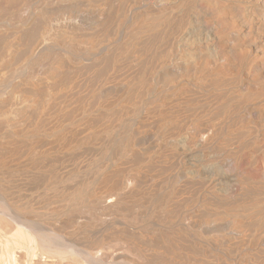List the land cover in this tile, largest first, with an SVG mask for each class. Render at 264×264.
<instances>
[{"label":"bare ground","instance_id":"1","mask_svg":"<svg viewBox=\"0 0 264 264\" xmlns=\"http://www.w3.org/2000/svg\"><path fill=\"white\" fill-rule=\"evenodd\" d=\"M227 1L0 0V264H214V260L206 261L203 258H195L193 256V254L202 256L200 255L202 254V250L197 248V245L193 244L189 238L174 235L171 232H165L161 229H153L154 225L158 222L165 221L175 213L182 211L184 205L182 203H172L166 207V199L160 197L158 191L153 190L154 186L152 187L153 189H145V187H142L140 180L132 179L126 175L125 170L127 169L122 168L124 167L123 165L133 166L142 163V154L139 151L131 152L130 155L123 158L122 166L108 171L104 177L102 176L103 178L101 177L102 180L99 181L98 187L90 194L92 197L90 202H88V197H82L81 195L83 194L80 193V189L84 186L87 178L84 175V177L73 176L74 174L71 178H66L65 176L77 169L78 161L94 157L110 148L115 133L114 130L117 127L116 124L124 120L122 118L130 110L128 105L144 89L145 80L143 81L141 76L144 66L141 63H138L135 67L128 70L130 73L126 76L124 75V78H119V76L113 74L115 70H118L127 61H124L126 59L124 57L127 54L128 48L134 45L151 43L156 37L161 36V31H164L167 26H171V23L178 30L183 20V13L194 6L208 13L211 19V25H222L228 20ZM97 2H103L102 9H92V4ZM156 4H158V8L163 10V12L152 18H146L143 22L138 21L137 16L134 14L136 11L141 10L145 6H155ZM247 4V7L241 9V18L244 17L246 11L253 7H257L259 14L264 17V0H249ZM122 15H125L127 18L128 25L122 30L121 38L117 46L115 45V47L101 55L94 53L93 49L95 48L91 47L87 41L94 39L95 36L101 37V41H105L107 38L105 35L106 31L111 36L112 34H119L118 32H120L119 29L121 27L117 23L118 19L116 18ZM234 18L236 19L237 16H234ZM171 45L166 46L167 49L165 51L164 48L166 47L163 48L161 59L164 61L172 59ZM126 57L130 58V56ZM238 60L239 63L243 61L242 55L240 57L238 56ZM262 67L264 72V61H262ZM148 69H146V72ZM177 71L180 70L177 69ZM147 75L151 76V74ZM154 76L153 78L156 77ZM112 81V85H108ZM153 85L155 86V84ZM192 98L194 97L192 96ZM138 101L140 102V100ZM182 103L184 104V102ZM205 106L207 105L205 104ZM185 107L187 108L188 106L186 105ZM203 107L201 108L203 109ZM153 108H156V106H153ZM135 117L132 118L135 119ZM201 120L203 121L204 119ZM124 135L127 136V134ZM256 139H259V137H256ZM184 140L186 139L184 138ZM230 147L232 148L234 146L231 145ZM199 148L197 149L199 150ZM237 148L239 149V147ZM193 149L191 148V150ZM236 152L234 154L232 152L230 153L236 156ZM167 157L169 158V155ZM258 158L260 157L258 156ZM186 160L189 161L188 158ZM244 162L241 164H244ZM246 165L248 164L246 163ZM64 169L67 171L64 172ZM263 170L258 171L260 173ZM191 172L192 175L194 171ZM151 176L154 178L157 175H154V177L153 175ZM195 176L198 177L197 175ZM143 177L146 178L144 175ZM217 177L220 176L218 175ZM148 178L150 177L148 176ZM185 178L187 177L185 176ZM160 182L162 183V181ZM183 183L187 184L186 182ZM251 183L254 185V182ZM89 184L92 185L91 182ZM158 185L160 184L158 183ZM165 188H167V185ZM225 190L228 191L227 189ZM165 194L163 195L165 196ZM39 197L41 198L40 203L48 201L49 204H54V207L49 208V211L47 210L48 212L45 213L25 211L26 203L24 201L26 199L34 200ZM77 200H79V203H76ZM182 202L187 203L185 199ZM222 203L221 205L226 204ZM45 205L47 207V204ZM43 208H45L44 205ZM205 208L201 211L198 210L200 214L195 221L191 222L192 226L198 228L204 219H213L215 213ZM254 213V221L251 227L259 228V226H264V204H259ZM58 215L63 216V219L55 220L54 218L56 216L58 217ZM182 225L180 226L181 228H183ZM97 234L104 237V242L101 248L95 251L92 247L93 244L91 245V241ZM247 238L249 239V237ZM192 248L194 249L192 250ZM208 256L210 257L209 254ZM223 256L225 255L223 254ZM220 263L222 262L220 261Z\"/></svg>","mask_w":264,"mask_h":264},{"label":"rangeland","instance_id":"2","mask_svg":"<svg viewBox=\"0 0 264 264\" xmlns=\"http://www.w3.org/2000/svg\"><path fill=\"white\" fill-rule=\"evenodd\" d=\"M248 1L249 0H228L227 1L228 20L222 25H215V24L211 25L210 23L211 19L205 10H202L201 8H198L196 6L191 7L187 9L188 11L186 10L185 13H183L184 15L183 20H182L180 28L178 27V30L176 26H173V24L171 23L170 24L171 26H167L164 31H161L162 35L156 37V39L152 41L151 43L146 44V45H134L128 48L127 54L124 57L126 58L124 61L126 60L127 61L123 63V65H121L118 70H115L113 74L115 76H119V78H124V75L126 76L130 73L128 72V70L135 67V65H137L138 63H141L142 66H144L141 76H142V80L143 81L145 80L144 89L141 92L142 95L141 94L138 95L133 100V102L130 105H128L130 109L129 113L126 114V116L122 118L124 120H121L120 123L116 124L117 127L114 130L115 133H114V137L112 139L110 148L102 151L101 153H99L98 155L94 157L78 161L79 163L77 165V169L73 170L71 173L65 176L66 178H71L73 176L82 177L84 175L87 178L86 181L84 182V186L80 189V193L83 194L81 195L82 197H88V202H90V200H92V197L90 196V194L93 192V190H95L98 187V183L99 181L102 180L104 175L108 171L114 170L122 166L123 158L130 155L131 152H134L136 150L139 151L142 154L141 156L142 163H139L138 165L136 164L133 166L123 165L124 167L122 168L127 169L125 170L126 175L132 179L140 180L142 182V187L143 188L145 187V189H148V188L151 189L154 186L153 187L154 189L153 188L152 189L155 191H158L159 196L166 199L165 200L166 207H168V205H171L172 203H182L184 205V209H182L183 212L179 211V213L178 212L175 213L173 216L166 219L165 221L158 222L156 225H154L153 229L155 230L161 229L162 231H165V232H171L174 235L185 236L186 238H189L193 242V244L197 245V248H200L202 250V254H200L202 256H197L198 254L197 255L193 254V256L195 258H203L206 261L214 260L213 261L214 264H218V263L219 264H222V263L223 264H240V263L241 264H264L263 263L264 262V242H262L264 241V238H263L264 237V226H261V227L259 226V228L251 227L252 222L254 221V214H255L254 212L256 211L257 206L259 204L261 205L264 204V170H263L264 169L263 168L264 166L263 165L264 164V72H263V67H262V61H264V17H262L259 14V12L257 11V7H253L249 9L248 11H246L247 13L245 12L244 17L241 18L240 17V14L242 12L241 9L243 7L245 8L248 6L247 4ZM102 5H103V2H97V3L92 4L91 7L94 10L98 8L102 9L103 8ZM150 7H152L153 9ZM161 12H163V10L159 9L158 4H156L155 6L154 5L145 6L141 10L136 11L134 14L137 16L138 21L143 22L146 18H152L154 16H157ZM234 16H237V18L235 19ZM125 18H126L125 15L117 16L116 18L118 19L117 23L121 27V29H119L120 32H118L119 34H114V35L112 34L111 36L109 35L110 33H106L107 32L106 31L105 35L107 36V38L105 41H101L102 38L98 36L97 37L95 36L94 39L87 41L91 47L95 48L93 49L94 53H97V55H101L107 50L115 47V45L117 46L121 38L122 30L125 29L126 25H128L127 18L126 19ZM115 38H118V39H115ZM154 43H156L157 45ZM103 44L106 46H104ZM170 45H171L172 59L169 61H164L163 59H161V56L163 54V48L166 46L168 47ZM167 47L164 48V51L167 49ZM240 55H242V58H243V61L241 63H239V60L237 61L238 56L240 57ZM126 56H130V58ZM198 59L201 61H199ZM148 60L152 63H150ZM146 61L148 64L146 63ZM146 69H148L147 72H146ZM177 69L180 71H177ZM120 72L123 74H121ZM147 74L149 75L151 74V76H148ZM154 74H156L155 75L156 77L154 76ZM153 76L155 78H153ZM184 79L187 81H185ZM112 83L113 81L108 85H112ZM153 84H155V86ZM168 86H171V87H168ZM162 87H165V88L167 87L169 89L167 88L165 89ZM192 96L194 98H192ZM148 98H151V99H148ZM137 99L140 100V102ZM181 101L184 102V104ZM143 102H146V103H143ZM205 104L207 106H205ZM186 105L188 106L187 108L185 107ZM153 106L154 107L156 106V108H153ZM201 107H203V109ZM164 108L166 111L164 110ZM226 109H227V112H226ZM199 110H201V112H199ZM159 115H161L162 117ZM189 115L190 117H188ZM224 115L225 116L227 115V117H225ZM134 116H136L135 119L132 118ZM201 119H204V120L202 121ZM260 122L262 125L260 124ZM139 124H142V125H139ZM151 127L154 129H152ZM125 128H127L128 130ZM216 129H217V132H216ZM253 129L255 130V132ZM127 131L129 134L127 133ZM124 134H127V136ZM248 134L250 135V137ZM202 135L204 136L202 137ZM158 137L161 139H159ZM218 137L220 138L216 139ZM224 137H227L228 139ZM256 137L257 138L259 137V139H256ZM184 138L186 140H184ZM212 139H214L215 141ZM129 141L131 142V144ZM175 142H176V145H175ZM226 144H229V145H226ZM231 145L234 147L231 148L230 147ZM237 147H239V149ZM191 148L192 149L194 148V149L191 150ZM197 148H199V150ZM194 150L195 152H193ZM169 152H171L172 154ZM230 152H232L233 154L236 152V156L232 155V153ZM164 153H166L165 156L169 155V158L167 156L165 157ZM245 153H247V155H245ZM179 154L181 155L179 156ZM202 154L204 155V157ZM253 155L257 158V160ZM258 156L260 158H258ZM231 157H235V158H231ZM187 158L189 161L186 160ZM246 158L249 160H247ZM222 159H223V162H222ZM243 162L244 164H241ZM221 163L222 165H220ZM246 163L248 165H246ZM159 165H160V168H159ZM191 165L193 168L191 167ZM81 166L83 167L81 168ZM255 166L256 168H254ZM167 167L169 168L167 169ZM173 168L175 169L173 170ZM232 169L234 170L232 171ZM261 169L263 170V172H260L262 173V175H260L259 173ZM66 171L67 170L64 169V172ZM191 171H194L192 175H191L192 173ZM208 171H209V174H208ZM157 173H160V174H157ZM90 174L91 176H89ZM142 174L146 178H144ZM151 175H153V177L154 175L155 176L157 175V176L152 178ZM159 175L161 178L158 177ZM168 175L170 176V178ZM195 175H197L198 177H196ZM218 175L220 177H217ZM148 176L150 178H148ZM172 176H174L175 179L172 178ZM185 176L187 178H185ZM232 176L234 177L232 178ZM251 176H252V179H251ZM254 177H256L258 180ZM238 178L240 181L238 180ZM152 180H154L155 182ZM160 181H162V183ZM90 182L92 185L89 184ZM183 182H186L187 184ZM251 182H254V185ZM158 183L160 185H158ZM166 185H167V188H165ZM182 185L185 187H183ZM212 187L213 188L215 187V188L213 189ZM225 189H227L228 191H226ZM192 190H193V194H192ZM245 190H246V193H245ZM247 192H249L250 195ZM163 194H165V196ZM184 199L187 201V203L182 202ZM40 202H41L40 197L34 200L26 199L24 201V203H26L25 211L34 212V213L36 212L45 213L49 211L48 210L49 208L54 207V204H49L48 201H44L43 203H40ZM222 202L226 204H223ZM76 203H79V200H77ZM221 203L223 205H221ZM45 204H47V207ZM43 205L45 208H43ZM204 207H206L205 209L208 208L213 213H215V216L211 220L204 219L201 222L200 227L198 228L195 226H192L191 222L195 221L196 218H198L200 214L198 210L201 211L202 209H204ZM54 219L61 220L63 219V216L58 215V217L56 216ZM181 225L183 228L180 227ZM247 237H249V239ZM103 242H104V237L103 236L101 237L99 234H97L93 237L91 241V245L93 244L92 247L96 251L101 248V245ZM193 249L194 248H192V250ZM233 250L234 252L232 253ZM208 254L210 255V257L208 256ZM223 254L225 256H223ZM219 260L222 263H220Z\"/></svg>","mask_w":264,"mask_h":264}]
</instances>
